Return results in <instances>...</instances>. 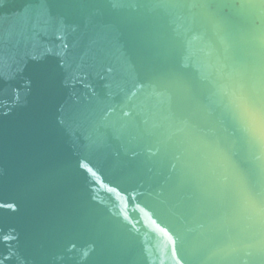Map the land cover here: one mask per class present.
<instances>
[{
	"label": "water",
	"instance_id": "water-1",
	"mask_svg": "<svg viewBox=\"0 0 264 264\" xmlns=\"http://www.w3.org/2000/svg\"><path fill=\"white\" fill-rule=\"evenodd\" d=\"M0 264H264V0H0Z\"/></svg>",
	"mask_w": 264,
	"mask_h": 264
}]
</instances>
